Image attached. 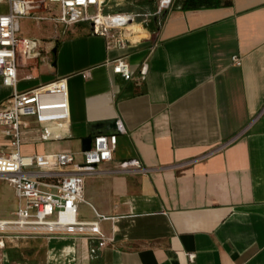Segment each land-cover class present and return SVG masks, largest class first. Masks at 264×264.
Returning a JSON list of instances; mask_svg holds the SVG:
<instances>
[{
  "label": "crops",
  "instance_id": "obj_1",
  "mask_svg": "<svg viewBox=\"0 0 264 264\" xmlns=\"http://www.w3.org/2000/svg\"><path fill=\"white\" fill-rule=\"evenodd\" d=\"M179 1L158 27L154 9L116 5L113 11L133 13L145 30L123 47L108 46L87 21L33 19L50 27L41 38L21 33L18 22L17 34L35 37L38 53L17 68L15 89L64 77L68 102L60 126L23 116L28 129L19 150L76 152L93 125L115 132L111 159L83 176L91 216L76 213L97 218L109 238L101 246L81 235L5 239L0 264H264V0L193 9ZM148 2L154 8L157 0ZM119 55L128 79L111 70L109 59ZM11 90L0 83V102ZM11 149L0 131V151ZM130 157L140 169H115ZM0 180L13 199L10 215L0 218H9L15 198Z\"/></svg>",
  "mask_w": 264,
  "mask_h": 264
},
{
  "label": "built area",
  "instance_id": "obj_2",
  "mask_svg": "<svg viewBox=\"0 0 264 264\" xmlns=\"http://www.w3.org/2000/svg\"><path fill=\"white\" fill-rule=\"evenodd\" d=\"M172 2L157 0L153 11L155 27L160 25L163 13ZM0 4L3 7L0 10V83L12 89L0 102V131L10 137L12 146L7 152L0 151V177L12 188L15 198L12 216L0 218V246L5 239L38 233L94 237L101 246L109 237L100 230L97 218H77V203L82 200L83 176L96 172L98 163L111 159L116 134L97 133L92 136L88 149L76 152H20L24 130L28 129L22 117L31 115L40 123L60 126L67 117L68 102L64 77L15 89L17 68L29 65L38 53L35 37L17 34L18 19H49L53 25L87 21L92 32L106 36L108 46L123 47L128 36L134 33L125 31V25L135 21L134 14L103 13L100 0H0ZM230 60L233 64L240 63L236 54H231ZM109 62L112 72L124 79L130 77L128 62L122 56H115ZM144 70L142 64L139 72ZM79 73L86 77L88 72L83 69ZM24 76L31 77L30 72ZM116 128L120 130L119 121ZM48 134V129L42 126L39 136L45 138ZM75 154L79 159H75ZM132 168H141L137 157L122 159L115 169ZM187 255L192 257V253Z\"/></svg>",
  "mask_w": 264,
  "mask_h": 264
},
{
  "label": "rangeland",
  "instance_id": "obj_3",
  "mask_svg": "<svg viewBox=\"0 0 264 264\" xmlns=\"http://www.w3.org/2000/svg\"><path fill=\"white\" fill-rule=\"evenodd\" d=\"M118 0H104L101 10L103 13L111 12L114 10L115 6H133L135 5H145L144 8L140 7L138 10H147L151 12L153 10V6H149L148 0H120L121 4H114ZM116 6V7H117ZM136 7V6H135ZM3 9L2 5L0 4V10ZM153 12V11H152ZM151 12V13H152ZM149 17V16H148ZM147 21V20H146ZM19 28L21 33L23 34H32L41 38V36L47 34L50 30L49 25L45 21H41L39 25H37L33 19L22 17L19 18ZM143 22V21H142ZM58 141L64 142V140L59 139ZM78 154H75L77 157ZM13 208V199L11 190L5 186L4 181L0 180V215L9 216L10 210ZM77 216L78 217H90L91 210L87 203L83 200L77 203Z\"/></svg>",
  "mask_w": 264,
  "mask_h": 264
},
{
  "label": "trees",
  "instance_id": "obj_4",
  "mask_svg": "<svg viewBox=\"0 0 264 264\" xmlns=\"http://www.w3.org/2000/svg\"><path fill=\"white\" fill-rule=\"evenodd\" d=\"M229 0H180L179 8L181 9H193L204 7H215L228 4Z\"/></svg>",
  "mask_w": 264,
  "mask_h": 264
},
{
  "label": "water",
  "instance_id": "obj_5",
  "mask_svg": "<svg viewBox=\"0 0 264 264\" xmlns=\"http://www.w3.org/2000/svg\"><path fill=\"white\" fill-rule=\"evenodd\" d=\"M117 122L118 121L116 119H111L110 121H107V124L109 123L110 126H116ZM97 126L99 125H93L88 134L80 137V150L89 148L92 136L98 133L93 131Z\"/></svg>",
  "mask_w": 264,
  "mask_h": 264
},
{
  "label": "bare ground",
  "instance_id": "obj_6",
  "mask_svg": "<svg viewBox=\"0 0 264 264\" xmlns=\"http://www.w3.org/2000/svg\"><path fill=\"white\" fill-rule=\"evenodd\" d=\"M104 0H100V5L102 6ZM125 31L130 32L133 31V36H140L145 33V30L141 27V25L138 22H128L125 25Z\"/></svg>",
  "mask_w": 264,
  "mask_h": 264
}]
</instances>
